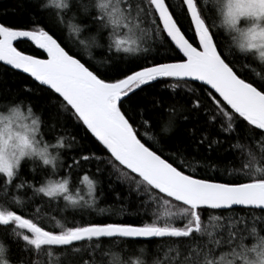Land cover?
I'll return each instance as SVG.
<instances>
[{
	"label": "snow or ice",
	"instance_id": "snow-or-ice-1",
	"mask_svg": "<svg viewBox=\"0 0 264 264\" xmlns=\"http://www.w3.org/2000/svg\"><path fill=\"white\" fill-rule=\"evenodd\" d=\"M27 6L26 23L0 22L2 75L24 78L19 89L0 79V264H108L113 251L143 264H264V0H182L192 39L169 0ZM149 41L175 58L94 61V48L136 54ZM162 119L158 134L141 133ZM188 120L200 127L177 138ZM69 121L97 151L83 152ZM229 152L235 179L196 174L193 161ZM106 188L149 222H78L105 211ZM53 207L62 218L48 226Z\"/></svg>",
	"mask_w": 264,
	"mask_h": 264
},
{
	"label": "trees",
	"instance_id": "trees-1",
	"mask_svg": "<svg viewBox=\"0 0 264 264\" xmlns=\"http://www.w3.org/2000/svg\"><path fill=\"white\" fill-rule=\"evenodd\" d=\"M172 8L175 10L177 16L179 17L184 30L186 31V35L189 37V39H192V33L190 31H187L188 29V21L184 19L182 15V0H169ZM29 20V11L27 6V0H0V22H6L11 23L13 25H22L26 23ZM64 36L66 38V42L72 43L75 40L74 36H70L67 31L64 32ZM83 38V37H82ZM149 47L148 52L141 51L140 53L136 54H124V53H115L114 50L112 53L104 52L100 49H93L92 54L94 57V61H99L101 59H106L107 56L115 55L120 56L124 58V61L127 63L129 61H133L136 63H142L143 57H155L157 59H173L175 58V53L171 51L168 48L167 43H164L163 46H160V43L157 42V44H152L151 41L148 42L147 45ZM18 47L23 49L24 51L30 53L39 55V51L33 47L28 42H20L18 44ZM85 58H87V53H84ZM129 66H135V64H130ZM4 72V69L0 67V79L6 80L14 89H19L23 86V80L24 78L20 75H2ZM188 87L197 89V95H200L198 89V84H190ZM156 91H158L162 96H164L165 99L168 98L169 89L164 88L161 85H158L156 88ZM181 94H188L187 88L181 89ZM166 119V117H165ZM164 123V120L162 119L159 124L155 125L153 128L150 129H141V133H144L147 131L149 134H152L153 132L159 133L160 125ZM196 126L197 128L200 127V125L196 124L195 121L188 120V121H181L180 127L178 131L176 132V137L179 139H187L191 129L193 126ZM72 134L77 136V139L80 141L82 145V150L84 153H87L89 151L95 152L97 151L96 145L92 141L91 138L85 136L84 131L72 125L71 121H69V129ZM226 135V134H225ZM76 154L75 152L71 153L70 155ZM223 159L222 160H216V154H212V160L210 161H193L194 165L197 167V175L201 177H208L212 178L217 181H231L236 178V175L233 174L232 176L228 175V172H230L233 168H240L241 161L239 159L233 160L232 153H223ZM70 162V161H69ZM28 178H31V173L28 169H25V173ZM56 179H59L60 177H55ZM82 178V177H81ZM239 179L243 180L244 177L240 176ZM73 182L75 183V176H73ZM114 187H116V192H124L125 189L120 187V182L114 180ZM21 195H23V190L21 191ZM28 196H31L32 193L29 190L27 193ZM61 207H63V202H61ZM99 208L104 209L105 211L103 213L99 212V210L94 211L90 214L86 213L83 216V220L81 221V217L77 216L76 220L78 222H98V223H132V224H139L143 222H149L151 219V215L149 212V215H145V213L142 210H139V202L132 200L129 201L128 199L121 198L116 199V193L111 190V188H106L103 196L100 197L99 200ZM42 213H47L48 215L45 217L44 223L50 226V221L48 217H56L57 220H60L62 218L60 212L53 208H44L42 210ZM18 255V250L15 245H13V251L12 256L15 258V256ZM143 256L139 253H136L134 255H128L127 253L121 254L119 251H113L109 254L108 258V264H137V261H140L141 264H143Z\"/></svg>",
	"mask_w": 264,
	"mask_h": 264
},
{
	"label": "water",
	"instance_id": "water-1",
	"mask_svg": "<svg viewBox=\"0 0 264 264\" xmlns=\"http://www.w3.org/2000/svg\"><path fill=\"white\" fill-rule=\"evenodd\" d=\"M23 42H27V41H23ZM28 43H30V42H28ZM34 47V46H33ZM196 84H199V82H196Z\"/></svg>",
	"mask_w": 264,
	"mask_h": 264
}]
</instances>
